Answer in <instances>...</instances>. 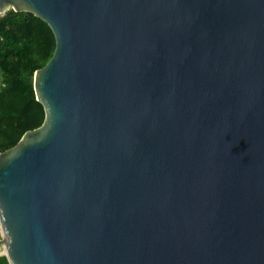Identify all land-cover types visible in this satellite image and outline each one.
<instances>
[{
    "label": "water",
    "instance_id": "water-1",
    "mask_svg": "<svg viewBox=\"0 0 264 264\" xmlns=\"http://www.w3.org/2000/svg\"><path fill=\"white\" fill-rule=\"evenodd\" d=\"M9 9L56 38L0 152L9 264H264V0Z\"/></svg>",
    "mask_w": 264,
    "mask_h": 264
},
{
    "label": "trees",
    "instance_id": "trees-1",
    "mask_svg": "<svg viewBox=\"0 0 264 264\" xmlns=\"http://www.w3.org/2000/svg\"><path fill=\"white\" fill-rule=\"evenodd\" d=\"M55 47L52 28L33 13L9 9L0 15V152L43 123L45 110L36 99L33 77ZM0 264H9L6 255Z\"/></svg>",
    "mask_w": 264,
    "mask_h": 264
},
{
    "label": "built area",
    "instance_id": "built-area-1",
    "mask_svg": "<svg viewBox=\"0 0 264 264\" xmlns=\"http://www.w3.org/2000/svg\"><path fill=\"white\" fill-rule=\"evenodd\" d=\"M2 237V230L0 228V238ZM5 255V247L0 244V257Z\"/></svg>",
    "mask_w": 264,
    "mask_h": 264
}]
</instances>
